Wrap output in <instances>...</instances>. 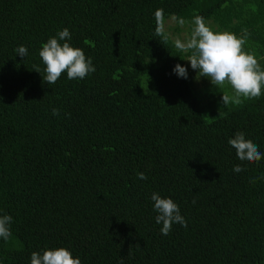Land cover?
Instances as JSON below:
<instances>
[{
    "label": "trees",
    "instance_id": "obj_1",
    "mask_svg": "<svg viewBox=\"0 0 264 264\" xmlns=\"http://www.w3.org/2000/svg\"><path fill=\"white\" fill-rule=\"evenodd\" d=\"M157 9L177 38L197 15L246 30L264 70V0H0V216L13 218L0 264L60 247L81 264H264V158L242 162L228 144L243 132L264 155V93L224 106L231 87L198 80L169 32L155 35ZM65 28L60 43L96 71L50 85L39 52ZM153 193L187 227L162 235Z\"/></svg>",
    "mask_w": 264,
    "mask_h": 264
},
{
    "label": "clouds",
    "instance_id": "obj_2",
    "mask_svg": "<svg viewBox=\"0 0 264 264\" xmlns=\"http://www.w3.org/2000/svg\"><path fill=\"white\" fill-rule=\"evenodd\" d=\"M154 16L155 35L162 37L166 44L168 37L165 35L163 9H157ZM171 19L177 20L175 16ZM178 22L181 26L185 24L182 18ZM192 23L194 27L190 36L184 41L176 39L174 46L187 55L186 61L190 62L191 68L198 70L197 79L198 77L207 78L215 87L230 86L233 95H222L224 106L230 103L239 105L244 101L260 98L264 93V70L261 69L253 54L244 51L247 31L245 30L242 37H237L230 32H214L199 15L194 17ZM57 37L50 38L39 52L45 66L43 75L45 83L55 84L65 72L69 80H82L96 71L92 60L86 57L82 49L73 47L68 42L60 43V41L71 39L67 28L59 31ZM15 52L24 59L28 49L21 45L15 49ZM35 71L40 73V68L36 67ZM174 72L181 78H188L187 68L180 64L175 66ZM52 114L58 116L60 110L53 108ZM228 144L236 150L237 158L242 162L257 163L264 158L257 145L250 139H246L243 132H236L234 137L228 140ZM233 171L240 173L244 171V168L236 165ZM137 175L140 180L147 179L144 173ZM151 200L154 202V211L158 213L156 222L162 224V235L166 236L170 233L173 223L187 227L184 217L180 214L179 206L171 198H162L160 194L153 193ZM12 222L13 218L10 215L0 216V238L5 241L12 235L10 229ZM136 246L139 247V244ZM31 264H81V261L79 258H74L70 250L60 247L45 250L42 255L33 252Z\"/></svg>",
    "mask_w": 264,
    "mask_h": 264
},
{
    "label": "rangeland",
    "instance_id": "obj_3",
    "mask_svg": "<svg viewBox=\"0 0 264 264\" xmlns=\"http://www.w3.org/2000/svg\"><path fill=\"white\" fill-rule=\"evenodd\" d=\"M177 23H175V21H168L167 25L165 27V29L169 32V34L173 37V39H181L182 41L186 40V38L188 36H190L191 32L185 29V31L182 32V34H180V38H177L175 32L173 31V28L176 26Z\"/></svg>",
    "mask_w": 264,
    "mask_h": 264
}]
</instances>
